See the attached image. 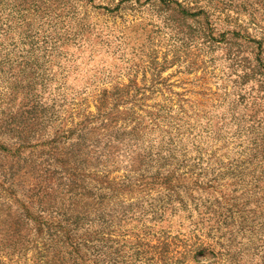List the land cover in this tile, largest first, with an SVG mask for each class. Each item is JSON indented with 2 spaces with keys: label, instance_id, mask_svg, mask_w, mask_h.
<instances>
[{
  "label": "rangeland",
  "instance_id": "1",
  "mask_svg": "<svg viewBox=\"0 0 264 264\" xmlns=\"http://www.w3.org/2000/svg\"><path fill=\"white\" fill-rule=\"evenodd\" d=\"M0 264H264V0H0Z\"/></svg>",
  "mask_w": 264,
  "mask_h": 264
}]
</instances>
